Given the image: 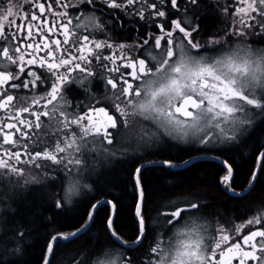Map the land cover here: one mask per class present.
Returning <instances> with one entry per match:
<instances>
[{
    "label": "snow or ice",
    "instance_id": "1",
    "mask_svg": "<svg viewBox=\"0 0 264 264\" xmlns=\"http://www.w3.org/2000/svg\"><path fill=\"white\" fill-rule=\"evenodd\" d=\"M258 187L264 0H0V264H264Z\"/></svg>",
    "mask_w": 264,
    "mask_h": 264
},
{
    "label": "trees",
    "instance_id": "2",
    "mask_svg": "<svg viewBox=\"0 0 264 264\" xmlns=\"http://www.w3.org/2000/svg\"><path fill=\"white\" fill-rule=\"evenodd\" d=\"M208 23H213V18L208 17ZM195 151H185L182 149L173 148L168 152L162 154L159 157H153L155 159L163 158L166 155H171L175 162H179L181 159H187L193 155H196ZM197 167L192 170L188 169H179L176 171L173 170H162V169H154L150 173V179L152 182V186L154 190L161 191L167 187V181L169 180H177L184 181L182 186L183 191H187L189 188L194 189L193 194H206L208 197L212 198L216 205H221L224 210L231 209L235 212L236 215H239L243 211H246L249 206V201H244L240 204L235 202L229 203L228 199L225 195H223L220 191H216L213 188L208 187V181L212 180L215 176L217 168L213 167V162L209 161H200L197 162ZM243 177H238L237 182L239 183ZM204 181V183H201ZM264 198V190L259 189L253 193V197L251 199L259 200ZM126 203L131 204V196H127L125 198ZM103 215V213H101ZM121 226L124 228L131 227V220L128 217H124L121 221ZM35 253H39V249L36 248Z\"/></svg>",
    "mask_w": 264,
    "mask_h": 264
},
{
    "label": "flooded vegetation",
    "instance_id": "3",
    "mask_svg": "<svg viewBox=\"0 0 264 264\" xmlns=\"http://www.w3.org/2000/svg\"><path fill=\"white\" fill-rule=\"evenodd\" d=\"M21 2H22V0H21ZM209 17H211V16H209ZM213 18V17H212ZM214 19V18H213ZM196 155H199L198 153L196 154ZM196 155H193V156H196ZM190 158V157H189ZM188 159V158H187ZM200 161H209V160H207V159H200V160H197V161H195V163H197V162H200ZM209 162H213V161H209ZM214 163V162H213ZM182 169H184V168H182Z\"/></svg>",
    "mask_w": 264,
    "mask_h": 264
},
{
    "label": "water",
    "instance_id": "4",
    "mask_svg": "<svg viewBox=\"0 0 264 264\" xmlns=\"http://www.w3.org/2000/svg\"><path fill=\"white\" fill-rule=\"evenodd\" d=\"M179 169H182V168H174V169H171V170L176 171V170H179Z\"/></svg>",
    "mask_w": 264,
    "mask_h": 264
}]
</instances>
